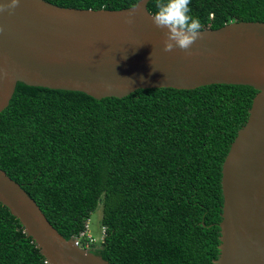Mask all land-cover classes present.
<instances>
[{"label":"trees","instance_id":"trees-1","mask_svg":"<svg viewBox=\"0 0 264 264\" xmlns=\"http://www.w3.org/2000/svg\"><path fill=\"white\" fill-rule=\"evenodd\" d=\"M48 1L110 10L139 2ZM156 2L148 3L153 14ZM190 7L202 29L264 22V0H191ZM257 92L211 84L97 99L19 82L0 113V167L67 239L87 231L102 203L105 237L92 246L112 264H217L223 164ZM0 264H49L2 203Z\"/></svg>","mask_w":264,"mask_h":264},{"label":"water","instance_id":"water-1","mask_svg":"<svg viewBox=\"0 0 264 264\" xmlns=\"http://www.w3.org/2000/svg\"><path fill=\"white\" fill-rule=\"evenodd\" d=\"M149 1L110 10L19 0L14 9L0 10V113L19 82L97 99L123 98L140 88L253 86L258 92L248 120L223 164L216 263L264 264V22L204 28L189 50L165 51L168 29L153 23ZM0 203L20 220L49 264H112L75 237H64L1 167Z\"/></svg>","mask_w":264,"mask_h":264},{"label":"clouds","instance_id":"clouds-1","mask_svg":"<svg viewBox=\"0 0 264 264\" xmlns=\"http://www.w3.org/2000/svg\"><path fill=\"white\" fill-rule=\"evenodd\" d=\"M18 4L19 0L0 3V10H12ZM190 5L191 0H157L156 11L152 15L153 23L168 29L164 41L165 51H171L174 47L189 50L199 40L202 24L199 17L192 13Z\"/></svg>","mask_w":264,"mask_h":264},{"label":"rangeland","instance_id":"rangeland-1","mask_svg":"<svg viewBox=\"0 0 264 264\" xmlns=\"http://www.w3.org/2000/svg\"><path fill=\"white\" fill-rule=\"evenodd\" d=\"M102 216H103V204L100 203L96 211L92 214L91 218L87 223V232L96 239V244H101L105 237L104 227L102 225ZM90 249H95V247L90 244Z\"/></svg>","mask_w":264,"mask_h":264},{"label":"built area","instance_id":"built-area-1","mask_svg":"<svg viewBox=\"0 0 264 264\" xmlns=\"http://www.w3.org/2000/svg\"><path fill=\"white\" fill-rule=\"evenodd\" d=\"M105 232H106V228L104 227V233H105ZM84 236H87V238L89 239V241L86 243L85 246H83V245L81 244V243H82L81 240H82V238H83ZM75 238L77 239L78 244H79L81 247H84V248L89 247L90 244H93V243L96 242V239H95L92 235H90L87 231L84 232V233H82L80 237H75Z\"/></svg>","mask_w":264,"mask_h":264}]
</instances>
